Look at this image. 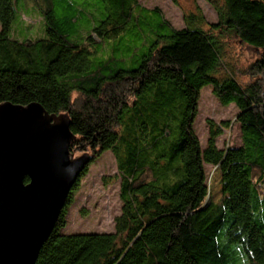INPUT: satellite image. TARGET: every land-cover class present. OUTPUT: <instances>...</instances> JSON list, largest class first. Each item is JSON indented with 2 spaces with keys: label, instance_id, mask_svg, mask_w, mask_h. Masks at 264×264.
<instances>
[{
  "label": "trees",
  "instance_id": "trees-1",
  "mask_svg": "<svg viewBox=\"0 0 264 264\" xmlns=\"http://www.w3.org/2000/svg\"><path fill=\"white\" fill-rule=\"evenodd\" d=\"M19 1L0 0V105L66 113L70 153L112 152L121 179L114 233L60 234L86 168L35 264H264V0H221L218 36L193 17L175 30L137 0H43V37L23 42ZM223 37L260 52L248 84L217 77ZM206 87L236 108L238 147L217 149L229 125L208 122L201 150L192 128ZM204 166L220 174L218 204Z\"/></svg>",
  "mask_w": 264,
  "mask_h": 264
},
{
  "label": "water",
  "instance_id": "water-1",
  "mask_svg": "<svg viewBox=\"0 0 264 264\" xmlns=\"http://www.w3.org/2000/svg\"><path fill=\"white\" fill-rule=\"evenodd\" d=\"M70 126L67 115H50L37 103L0 105V264L36 263L91 161L70 153Z\"/></svg>",
  "mask_w": 264,
  "mask_h": 264
},
{
  "label": "rangeland",
  "instance_id": "rangeland-1",
  "mask_svg": "<svg viewBox=\"0 0 264 264\" xmlns=\"http://www.w3.org/2000/svg\"><path fill=\"white\" fill-rule=\"evenodd\" d=\"M137 3L147 10L161 11L175 30L187 28L188 18L193 17L195 27H199L208 35L212 31V35L218 36L217 31L215 32L211 27L217 25L218 13L223 7L221 0H137ZM43 9V0L19 1L16 4L18 18L12 26V38L19 42L42 38L44 22L41 11ZM220 42L224 47V58L217 77L221 79L228 76L234 78L240 85L248 84L250 79L245 70L258 59L260 52L240 43L235 38L223 37ZM104 51L108 52L106 48ZM77 97V93H73L71 98L75 100ZM59 115L67 114H57ZM236 115V108L233 105L223 107L213 96L210 87L202 89L199 94L197 116L192 128L201 150H204L207 144L208 122L214 125L221 123L229 125L216 139L217 149L226 150L238 147L240 131L239 126L234 122ZM71 153L74 158L86 155L91 157L93 154L92 151L86 150L85 146L80 147L79 145L74 146ZM86 168V172L80 177L77 189L73 193V202L67 210L65 227L60 231L62 235L114 233V219L121 210L119 198L121 179L116 159L112 152L107 151L99 158L91 160ZM204 174L209 191L208 202L218 204L221 198L220 174L212 166H204Z\"/></svg>",
  "mask_w": 264,
  "mask_h": 264
},
{
  "label": "bare ground",
  "instance_id": "bare-ground-1",
  "mask_svg": "<svg viewBox=\"0 0 264 264\" xmlns=\"http://www.w3.org/2000/svg\"><path fill=\"white\" fill-rule=\"evenodd\" d=\"M78 180V179H77Z\"/></svg>",
  "mask_w": 264,
  "mask_h": 264
}]
</instances>
